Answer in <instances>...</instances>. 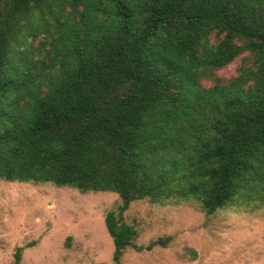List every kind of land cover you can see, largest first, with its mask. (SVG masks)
I'll list each match as a JSON object with an SVG mask.
<instances>
[{"label": "trees", "instance_id": "16d2710c", "mask_svg": "<svg viewBox=\"0 0 264 264\" xmlns=\"http://www.w3.org/2000/svg\"><path fill=\"white\" fill-rule=\"evenodd\" d=\"M0 179L116 192L115 263L130 201L264 202V0H0Z\"/></svg>", "mask_w": 264, "mask_h": 264}, {"label": "rangeland", "instance_id": "374dc122", "mask_svg": "<svg viewBox=\"0 0 264 264\" xmlns=\"http://www.w3.org/2000/svg\"><path fill=\"white\" fill-rule=\"evenodd\" d=\"M245 57L216 70L236 76ZM214 84L203 80L202 86ZM114 191L0 179V264H264V202L235 199L205 213L194 200L130 201L123 220L137 231L119 263L104 215L119 203ZM164 244L146 246L157 238Z\"/></svg>", "mask_w": 264, "mask_h": 264}]
</instances>
